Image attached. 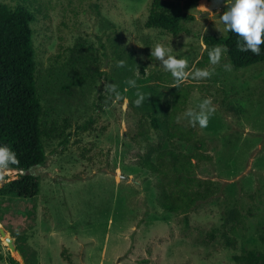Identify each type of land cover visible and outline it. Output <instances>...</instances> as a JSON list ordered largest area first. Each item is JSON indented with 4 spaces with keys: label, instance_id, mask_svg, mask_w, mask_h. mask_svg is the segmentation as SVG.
Here are the masks:
<instances>
[{
    "label": "rangeland",
    "instance_id": "374dc122",
    "mask_svg": "<svg viewBox=\"0 0 264 264\" xmlns=\"http://www.w3.org/2000/svg\"><path fill=\"white\" fill-rule=\"evenodd\" d=\"M152 1L0 0L33 11L43 120L69 138L64 147L62 139L45 142V166L32 169L40 177L35 200L0 199V227L22 250L11 253L0 237V264H10L9 256L18 264H238L234 257L249 252L264 264L257 229L264 227V63L234 70L223 54L218 63L199 66L203 38L227 33L224 4L199 0L187 12L194 19L173 37L145 27ZM170 1L183 6L185 0ZM157 43L186 60L181 80L151 56ZM197 69L210 75L195 77ZM178 85L191 86V93L177 123L196 131L204 148L162 141L147 124L146 136L132 140L141 119L164 114ZM138 92L145 96L140 106ZM206 98L214 109L208 125L193 126L185 114L199 111ZM148 145L208 157L196 176L212 181L218 195L189 214L187 228L183 216L158 205L160 176L138 165ZM18 173L0 169V188ZM234 209L246 215L244 228L226 222Z\"/></svg>",
    "mask_w": 264,
    "mask_h": 264
},
{
    "label": "trees",
    "instance_id": "16d2710c",
    "mask_svg": "<svg viewBox=\"0 0 264 264\" xmlns=\"http://www.w3.org/2000/svg\"><path fill=\"white\" fill-rule=\"evenodd\" d=\"M198 1L185 0L183 6H179L170 0H153L145 27L178 37L184 30L183 22L194 19L187 12L195 9ZM34 21L30 8L20 4L13 8L0 4V145L8 146L16 155L17 163L6 169L19 172L18 179L0 188V199L35 200L40 190V177L34 175L32 169L45 166V142L62 139L60 144L63 147L69 142L68 136L58 126L48 125L43 120L44 111L37 90L32 43L31 24ZM238 40L239 37L229 31L224 37H204L206 53L198 65L212 64L209 52L218 46L227 49L223 54L234 70L264 63V45H261V54L254 55L250 51L241 52ZM190 88L182 85L172 88L169 91L170 99L165 100L164 114L159 117L151 113L141 119L132 140L137 141L146 136L147 124L162 141L186 143L203 149V138L193 129L177 123L179 113L189 100ZM92 123L90 121L81 129L87 130ZM206 160L208 157L199 152L185 155L162 150L160 145H148L146 154L138 162L143 170L160 176L161 181L156 185L158 205L168 213L183 216L185 228L189 226V214L218 195L219 189L212 181H203L196 176L199 162ZM26 172L30 174L26 175ZM225 219L232 226L237 224L245 227L246 215L239 209L227 213ZM257 229L259 239L264 243V227L259 225ZM226 244L229 247L235 246V242L228 239ZM16 249L22 253L17 245ZM2 259L0 256V261ZM234 260L238 264L260 263V258L254 252L236 256ZM8 261L10 264H18L11 256Z\"/></svg>",
    "mask_w": 264,
    "mask_h": 264
},
{
    "label": "clouds",
    "instance_id": "9594fccd",
    "mask_svg": "<svg viewBox=\"0 0 264 264\" xmlns=\"http://www.w3.org/2000/svg\"><path fill=\"white\" fill-rule=\"evenodd\" d=\"M215 3H223L225 10L220 15L221 23L229 32L235 33L238 37V48L241 52L250 51L254 55H260L262 52L261 45H264V0H214ZM227 51L223 47H215L209 52L210 62L216 64L220 61L223 53ZM169 50L157 43L151 48V56L160 61L161 66L177 80L185 76L187 62L185 59H177L175 56L168 54ZM123 61L117 62V67H123ZM210 74L207 70L197 69L195 77H208ZM129 86L136 87V81L131 79L127 82ZM107 89L115 94V99L119 100L116 85L110 84ZM138 98L134 101L136 106H140L145 96L137 93ZM212 101L206 98L199 105V111L189 110L186 116L190 122L205 128L208 125L210 115L214 111L211 107ZM17 163L15 153L6 145H0V169H6L9 165Z\"/></svg>",
    "mask_w": 264,
    "mask_h": 264
},
{
    "label": "water",
    "instance_id": "95a60500",
    "mask_svg": "<svg viewBox=\"0 0 264 264\" xmlns=\"http://www.w3.org/2000/svg\"><path fill=\"white\" fill-rule=\"evenodd\" d=\"M30 172H26V175H29ZM0 237L4 240V242L7 244V248L11 251V253H19L16 250V247L14 245V240L11 239L9 236H7L6 232L2 227H0Z\"/></svg>",
    "mask_w": 264,
    "mask_h": 264
}]
</instances>
